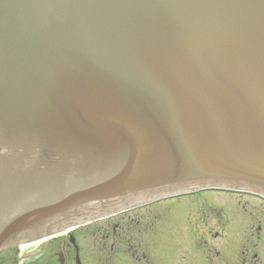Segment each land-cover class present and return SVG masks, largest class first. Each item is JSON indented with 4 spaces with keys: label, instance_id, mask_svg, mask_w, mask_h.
<instances>
[{
    "label": "water",
    "instance_id": "water-1",
    "mask_svg": "<svg viewBox=\"0 0 264 264\" xmlns=\"http://www.w3.org/2000/svg\"><path fill=\"white\" fill-rule=\"evenodd\" d=\"M206 187L264 194V0H0V242Z\"/></svg>",
    "mask_w": 264,
    "mask_h": 264
},
{
    "label": "rangeland",
    "instance_id": "rangeland-1",
    "mask_svg": "<svg viewBox=\"0 0 264 264\" xmlns=\"http://www.w3.org/2000/svg\"><path fill=\"white\" fill-rule=\"evenodd\" d=\"M238 219L241 222L237 223ZM191 220L193 224L200 222L204 234L212 231L224 235L225 245H227L228 237L238 235L237 244L246 241V249L257 246L260 252L264 250V206L249 198L219 194H206L194 201L187 199L172 204H161L131 213L123 218L114 217L104 220L103 223L90 226L85 230L96 232L86 244H92L94 251L98 249L96 264H107L106 260H103L104 256L106 257L110 250L115 252L112 248L121 246L115 238V233L128 232L129 234L123 235V242L121 240L120 242L123 243V247L130 243L125 248L126 252L131 248L136 254L138 252V255H142V261L128 257L124 259L126 258L124 254L123 260L127 263L123 264H145L149 259L155 264H185V261L189 259L191 234L188 230ZM220 223H224L223 226H219ZM119 225L121 230L118 229ZM233 225L236 227L235 232H232ZM259 225L262 228L261 238L257 233ZM241 226L242 229L237 228ZM148 233L151 236L146 240ZM192 235L195 237L196 232ZM109 236L111 237L108 238ZM126 241L128 242L124 244ZM146 244L152 245L153 252L144 247ZM87 247L89 248L88 245ZM104 250H107V253ZM183 252L187 254V257L181 256ZM162 255L166 258L164 259ZM110 257L113 256L110 255ZM167 259H169L168 262Z\"/></svg>",
    "mask_w": 264,
    "mask_h": 264
},
{
    "label": "flooded vegetation",
    "instance_id": "flooded-vegetation-1",
    "mask_svg": "<svg viewBox=\"0 0 264 264\" xmlns=\"http://www.w3.org/2000/svg\"><path fill=\"white\" fill-rule=\"evenodd\" d=\"M192 200L194 201L196 198ZM179 201H182V199L174 201L173 203ZM258 201L264 206V201ZM123 217L124 215L121 216V218ZM189 223V234H191L189 238L190 247L188 249L189 259L185 261V264H264V258H262V256L264 257V250L262 249L263 253L262 251L260 252L256 245L253 249H246V241L244 243L240 242L237 244L236 242L234 244L232 237L227 238V245H225L224 235L218 234L217 232L213 233L212 231L204 234L200 222L193 224L191 220ZM223 224L224 223H220L219 226H223ZM87 228H78L74 231L61 233L34 244L23 246L16 244L3 247L0 249V264H96L95 260L97 259L98 249L94 251L92 244H86L89 241L88 239L96 232H87L85 231ZM118 229L121 230L120 225ZM261 229V225H259L257 233L260 234V236H258L260 238L262 234ZM194 232H196L195 237L192 235ZM126 234L129 233L123 232L122 234V231L115 233V238L121 246L120 248H112V250L115 249L116 253L114 264L127 263L123 260L124 254L126 256L124 259L128 257L142 261V255H138V252L136 254L131 248H129L127 252L125 250L126 253H124L123 248L125 249L126 247H123V243H121L120 240L123 242V235ZM150 236V233H148L146 240ZM110 237L111 236L108 238ZM127 242L128 241L124 242V244ZM144 247L149 248V251L153 252L151 244H146ZM104 251L107 253V250ZM109 252H111V250ZM181 256L185 258L187 254L183 252ZM163 258L165 259L166 256L164 255ZM106 260H114V257H109ZM147 263L155 264L153 261L146 262L145 264Z\"/></svg>",
    "mask_w": 264,
    "mask_h": 264
}]
</instances>
